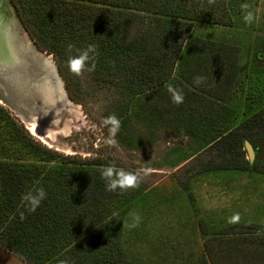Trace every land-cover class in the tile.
<instances>
[{
	"label": "rangeland",
	"instance_id": "374dc122",
	"mask_svg": "<svg viewBox=\"0 0 264 264\" xmlns=\"http://www.w3.org/2000/svg\"><path fill=\"white\" fill-rule=\"evenodd\" d=\"M19 2L5 0L10 17L0 14V106L43 147L62 156L98 160L138 176L147 196L127 222L124 246L129 258L136 264H264V175L254 171L264 169L261 144L252 161L244 145L240 148L249 163L244 171L207 170L225 162L223 151L217 144L205 145L200 137L188 134L184 126L169 119L167 111L194 103L205 118L211 113L234 124L224 114L229 107L222 97L230 94L228 99L235 102V94L246 83L240 86L242 76L227 79L221 68H215H225L224 59L216 56L203 67L209 71L204 72L201 84L186 83L185 75L177 74L178 56L170 59L174 64L161 91L131 100H120L115 86H99L86 70L80 74L70 71L68 85L75 95L71 99L53 56L41 51L25 31L16 11ZM233 2L230 11L223 6L218 16L193 21L184 43L200 51L211 44L212 49L226 48L242 68L256 53L257 63L264 66V0ZM249 12L251 21L245 19ZM144 22L146 18L139 14L131 31H142ZM13 62L16 66L8 65V75L3 65ZM224 79L232 82L230 86ZM169 85L182 92V103L172 101ZM139 98L147 99L145 104L157 111V121L141 122L129 134L122 129L112 136L104 119L111 114L117 117L120 102L130 109ZM32 122L35 135L29 126ZM258 138L260 142L264 132ZM254 161L256 168L251 167ZM135 215L140 220L130 227ZM257 225H263L258 226L263 227L259 232ZM0 264L28 263L0 247Z\"/></svg>",
	"mask_w": 264,
	"mask_h": 264
},
{
	"label": "trees",
	"instance_id": "16d2710c",
	"mask_svg": "<svg viewBox=\"0 0 264 264\" xmlns=\"http://www.w3.org/2000/svg\"><path fill=\"white\" fill-rule=\"evenodd\" d=\"M233 3L227 0L224 6V0H20L16 11L35 45L53 56L71 99L75 95L68 85L70 70L64 65H68L69 56L75 55L77 49L89 45L95 47V53L85 70L99 86H115L120 100L161 91L174 64L170 61L173 57L175 60L179 56L177 74L185 75L186 83L203 77L208 69L203 67L216 56L224 59L225 68H215H221L227 79L242 76L240 86L246 82L244 90L235 94V102L228 99L230 94L222 97L223 104L229 107L224 114L234 123L232 127L223 120L224 116L219 119L209 113V118H205L194 103L167 111L169 119L184 126L188 134L200 137L205 145L217 144L223 151L225 162L207 170L244 171L249 166L240 149L244 140L249 139L255 151L258 144L264 150V138L258 142L264 132V66L257 63L260 59L256 53L242 68L236 55L229 54L226 48L212 49L211 44L200 51L190 42L184 43L193 21L216 17L223 6L230 11ZM139 14L146 18V27L139 32V28H134L132 32L130 26ZM69 44L73 45L72 52L68 51ZM223 81L228 86L232 83ZM138 101L130 109L120 102L119 131L124 129L129 134L132 126L156 120L157 111L145 104L147 99ZM5 112L0 106V247L28 264H136L124 246V234L130 215L145 201V190L137 183L126 190L109 191L101 175L106 164L62 156L43 147ZM255 163L251 167L256 168ZM254 171L264 175V169ZM39 188L45 190L46 197L35 211H29L22 196ZM258 226L263 225L254 226L259 232L263 227Z\"/></svg>",
	"mask_w": 264,
	"mask_h": 264
},
{
	"label": "clouds",
	"instance_id": "9594fccd",
	"mask_svg": "<svg viewBox=\"0 0 264 264\" xmlns=\"http://www.w3.org/2000/svg\"><path fill=\"white\" fill-rule=\"evenodd\" d=\"M246 20L251 21L252 13H248L245 17ZM73 45H68V51L72 52ZM95 53V47L89 45L84 49H77L75 55H70L68 59L69 70L75 74H80L85 69L89 68V61L92 59L93 54ZM94 67V65H92ZM203 81V77H197L194 80V83L199 85ZM168 91L171 94V99L174 103L180 104L183 102V94L179 89L174 88L169 85ZM104 125L109 128L112 136H115L120 128V121L115 115H110L104 119ZM103 179L106 183V188L109 191L126 190L128 188L135 187L138 183V176L133 172L125 171L124 169H117L114 165L106 166L104 171L101 173ZM46 192L43 188L36 189L35 191H28L22 196V200L25 202L29 211H35L36 208L41 204L45 199ZM23 218V213H21ZM233 219H238L233 217ZM134 223L130 227H135L139 222L140 217L135 215L133 217Z\"/></svg>",
	"mask_w": 264,
	"mask_h": 264
},
{
	"label": "flooded vegetation",
	"instance_id": "af4514ba",
	"mask_svg": "<svg viewBox=\"0 0 264 264\" xmlns=\"http://www.w3.org/2000/svg\"><path fill=\"white\" fill-rule=\"evenodd\" d=\"M0 14H1V16L4 15V14H8L9 15V8L5 4V0H0ZM9 17H10V15H9ZM13 63L12 64H7V65H3L5 67L4 71L8 70V75H10V71H9L10 67L8 65H12V66L14 65V67L16 66L15 62H13ZM7 77H9V76H7Z\"/></svg>",
	"mask_w": 264,
	"mask_h": 264
},
{
	"label": "water",
	"instance_id": "95a60500",
	"mask_svg": "<svg viewBox=\"0 0 264 264\" xmlns=\"http://www.w3.org/2000/svg\"><path fill=\"white\" fill-rule=\"evenodd\" d=\"M244 147H245V150L247 152L248 159H250L252 161L254 159L255 155H254V149H253L251 143L248 140H245L244 141Z\"/></svg>",
	"mask_w": 264,
	"mask_h": 264
},
{
	"label": "bare ground",
	"instance_id": "6f19581e",
	"mask_svg": "<svg viewBox=\"0 0 264 264\" xmlns=\"http://www.w3.org/2000/svg\"><path fill=\"white\" fill-rule=\"evenodd\" d=\"M29 126H31L32 133L35 135L37 132L36 124L34 122H32V123H29Z\"/></svg>",
	"mask_w": 264,
	"mask_h": 264
}]
</instances>
